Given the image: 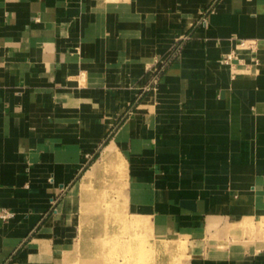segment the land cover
<instances>
[{
  "label": "crops",
  "instance_id": "0c3cea01",
  "mask_svg": "<svg viewBox=\"0 0 264 264\" xmlns=\"http://www.w3.org/2000/svg\"><path fill=\"white\" fill-rule=\"evenodd\" d=\"M121 177L183 264H264V0H0V264L96 243Z\"/></svg>",
  "mask_w": 264,
  "mask_h": 264
},
{
  "label": "rangeland",
  "instance_id": "374dc122",
  "mask_svg": "<svg viewBox=\"0 0 264 264\" xmlns=\"http://www.w3.org/2000/svg\"><path fill=\"white\" fill-rule=\"evenodd\" d=\"M108 157V154L105 157ZM107 157L104 163H107ZM104 207L110 208L114 214L115 224L106 229V233L96 243H90L82 238L80 221L76 220L73 242L70 247V257H66L65 264H183L195 246L188 236L182 234L161 236L153 232L151 225L129 226L127 224L141 216L131 215L126 210L125 197L121 188L122 177L109 179ZM117 184V185H116ZM111 187V188H110ZM78 217V216H77ZM147 223V222H146ZM242 228H235L231 234L233 241L242 243ZM154 242L165 243L167 250L152 248ZM93 246L94 253L87 254ZM99 253V254H98Z\"/></svg>",
  "mask_w": 264,
  "mask_h": 264
},
{
  "label": "built area",
  "instance_id": "2783aa9c",
  "mask_svg": "<svg viewBox=\"0 0 264 264\" xmlns=\"http://www.w3.org/2000/svg\"><path fill=\"white\" fill-rule=\"evenodd\" d=\"M235 58H236V53H230V54H228V55H226L224 57V63L232 65L233 64V60ZM10 216H11V214L9 212H7V211H1L0 212V217H2L4 219L8 218Z\"/></svg>",
  "mask_w": 264,
  "mask_h": 264
},
{
  "label": "bare ground",
  "instance_id": "6f19581e",
  "mask_svg": "<svg viewBox=\"0 0 264 264\" xmlns=\"http://www.w3.org/2000/svg\"><path fill=\"white\" fill-rule=\"evenodd\" d=\"M108 151H109V150H107V152H106L107 154H108ZM95 164H96V163H95ZM96 167H97V166H96ZM94 171H95V170H94Z\"/></svg>",
  "mask_w": 264,
  "mask_h": 264
}]
</instances>
